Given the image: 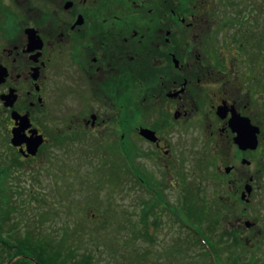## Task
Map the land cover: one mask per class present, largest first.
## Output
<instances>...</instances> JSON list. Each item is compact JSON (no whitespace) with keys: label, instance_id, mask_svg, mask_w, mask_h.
Listing matches in <instances>:
<instances>
[{"label":"flooded vegetation","instance_id":"af4514ba","mask_svg":"<svg viewBox=\"0 0 264 264\" xmlns=\"http://www.w3.org/2000/svg\"><path fill=\"white\" fill-rule=\"evenodd\" d=\"M1 115L23 163L63 138L100 151L101 162L121 165L122 154L117 180L150 194L154 213L204 212L188 201L207 161L186 174L179 163L211 144L219 162L221 152L230 157L218 170L240 177L229 202L264 210L251 172L264 157V0H0ZM132 119L142 122L135 141ZM243 120L257 131L256 149L236 142ZM217 184L210 212H221ZM171 214L172 226L194 232Z\"/></svg>","mask_w":264,"mask_h":264},{"label":"rangeland","instance_id":"374dc122","mask_svg":"<svg viewBox=\"0 0 264 264\" xmlns=\"http://www.w3.org/2000/svg\"><path fill=\"white\" fill-rule=\"evenodd\" d=\"M5 119V115L0 116V170L6 171L4 184L10 196L6 201L7 209L2 211L11 213L7 225L14 228L12 230H20L21 235L38 232L41 237L56 238L64 245V253L71 250L76 253L78 264H213L212 257L206 256V246L195 243L192 238L195 231L205 234V238L215 239L219 264L231 263V251L235 249L239 263L258 259L264 264V231L259 232L257 228L253 232L246 227L248 222L264 225V210L244 212L240 203L229 202L231 185L240 177L234 171L225 175L218 170L219 165L224 169L228 164L227 152H221L219 162L216 149L209 144L198 158L188 154L190 159L186 156L187 162L179 163L184 173L199 161L208 163L206 169L196 170V177L204 181L195 187L196 194H190L188 201L190 208H203V213H154L148 212L153 204L150 194L129 181L122 184L117 180L119 166L123 176L122 154L121 165L110 160L101 162L104 156L102 158L100 151H87L88 148L72 145L63 138L59 146L52 147L50 154L41 153L36 159L23 163L13 154ZM127 123L128 135L135 141L134 130L142 122L132 119ZM136 145L141 150L146 149L145 144ZM130 161L134 166L143 164L139 160L134 162L133 158ZM256 162L251 169L256 187L254 196L255 202H262L264 157ZM214 183L220 185L222 196L219 217L210 212L215 203L212 201ZM171 213L185 220L194 232L172 226ZM209 225L213 230H206ZM238 238L242 243L252 238L251 244H254L250 246L251 240H247V247L235 245L231 250Z\"/></svg>","mask_w":264,"mask_h":264},{"label":"trees","instance_id":"16d2710c","mask_svg":"<svg viewBox=\"0 0 264 264\" xmlns=\"http://www.w3.org/2000/svg\"><path fill=\"white\" fill-rule=\"evenodd\" d=\"M4 173H6V171L0 170V197H2L0 198V201H2V203L0 202V264H78L80 261L75 259L76 253H74L73 250L64 253V245L59 242V240H56V238H52V236L45 237L43 235L41 237L38 232L21 235L20 230L16 232L15 230H12L14 228L8 227L7 221L10 219L9 216L11 213L2 211L3 208L7 209V205L9 204L6 201H8V197L10 196V191L6 189L4 184L6 178ZM211 214H216L218 217L220 215L219 212H211ZM199 226L200 223H198V227ZM206 230L211 231L213 230V227L209 225ZM194 233L195 236H191L194 238L195 243L206 246V256H209L210 258L212 257L213 264H219L215 253L218 246L215 239L214 241L211 239L214 242L213 243L208 237H206L209 241L208 243L204 237L205 234L203 236L196 231ZM235 245H240L244 248L249 244L247 245V242L242 243L238 238L232 245L231 250L235 249V247H233ZM237 255L236 249L232 250V262L228 264H262V262L259 263L257 260L249 263H246L245 261L239 263ZM209 257L207 258L208 261L210 260Z\"/></svg>","mask_w":264,"mask_h":264},{"label":"water","instance_id":"95a60500","mask_svg":"<svg viewBox=\"0 0 264 264\" xmlns=\"http://www.w3.org/2000/svg\"><path fill=\"white\" fill-rule=\"evenodd\" d=\"M238 126V136L236 138V142L242 150H246L248 148L256 149L257 148V131L255 128H252L251 124L248 121H236ZM142 135L145 137H152L151 131L144 129L142 130ZM22 136L19 132H15V135L12 139V144L15 146L21 145ZM28 154L35 155L37 150L41 144L38 137H32L30 141H28ZM249 223H247V226Z\"/></svg>","mask_w":264,"mask_h":264}]
</instances>
